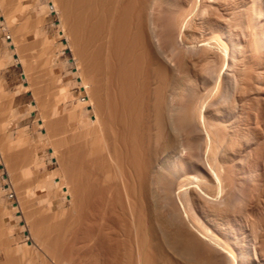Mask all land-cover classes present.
Returning a JSON list of instances; mask_svg holds the SVG:
<instances>
[{"label":"bare ground","instance_id":"1","mask_svg":"<svg viewBox=\"0 0 264 264\" xmlns=\"http://www.w3.org/2000/svg\"><path fill=\"white\" fill-rule=\"evenodd\" d=\"M51 4L86 99L66 110L70 86L54 76L50 107L34 123L59 173L48 175L42 207L26 188L30 201L0 208V264H264V0H184L163 34L169 0ZM193 7L210 29L199 38ZM18 60L27 85L15 95L36 85ZM58 107L65 115L54 122ZM10 113L7 125L27 116ZM38 157L33 150L28 166Z\"/></svg>","mask_w":264,"mask_h":264},{"label":"crops","instance_id":"2","mask_svg":"<svg viewBox=\"0 0 264 264\" xmlns=\"http://www.w3.org/2000/svg\"><path fill=\"white\" fill-rule=\"evenodd\" d=\"M12 3H14V4H12ZM17 4H19V5H17ZM17 6L19 8H21V9H19ZM6 7H8V8H6ZM14 9H15V11H14ZM31 14H32V16L35 15V17H31ZM40 17L41 16H39V5L35 4L34 0H30V1H28V0H0V61H1L0 62V65H1L0 66V85H1L0 86V91H1L0 92V122H1L0 129L1 130L0 131H2V133H0V135H1L0 144H1V146H4V147L6 146L5 148L2 147L0 149V150H2V151H0V154L4 150V151H6V152H4V154H7L9 152H11V153L13 152V154H15L17 156V157H15V156L13 157V155L11 153H10V157H9L8 154L6 155V157H5L4 154H2L0 156V166L2 167V169H0V208H5L6 207L8 210H11L13 207H17V206L19 207V206L23 205L25 201L26 202L30 201L29 200L30 196L28 197V192L25 191L26 188H27V190H29V188L32 190L31 191V194H32L31 196L33 197L32 201L34 202V204L38 208L42 207L44 204H46L49 201L50 192H51V185L47 183L50 176H48L49 174L46 173L48 171L45 169V167H43V166L46 165V161L48 159L47 156H45V154H44V150H42L45 147L44 146V142L47 139L46 136H45V129H40V130L37 129L36 130V127L33 124V127H35L33 129V133L27 137L26 134H25L24 127L21 126L22 123L24 122V120H26V117L29 116L31 113H34L36 111V101H35V97H34L36 92L33 93L34 92V88L36 87V85L33 86L34 87L33 91H32L33 94H30L31 100L27 102V104H28L27 107L28 108H26L25 111H21L20 110L21 101L24 100L23 99V94L25 92L20 93L18 95H15V93H16V91L18 89H20L18 87H21V85H23V86L27 85V83L25 81V75L19 76V79H18L17 74L8 72L10 66L13 63L16 62V63H18V65H21V62H19L18 59H19V57H23L24 58V53H23L22 49L26 48V45L28 44V40L30 38H31V40H35L38 43V46L42 48L41 49L42 50L41 51V56L43 55V47H44V41L43 40H44V36H46L45 35L46 32H45V27L41 23H40L39 26L36 25V23L38 22ZM6 19H7V21H6ZM31 21H32L33 24L30 26V22ZM11 23H13V24H11ZM25 24H27V25H25ZM19 25H20V27H19ZM22 31H24V32H22ZM16 32H18V33H16ZM15 35H16V37H15ZM6 37L8 39H6ZM12 38L15 39V40L20 38V40H17L18 41L17 43H19V44H17L16 46H19V45H21V46H19V47L13 46ZM4 40L6 41V44H3ZM19 80H21V83L18 82ZM30 80H34V77L32 78V76H30ZM34 82H35V80H34ZM28 91H26V92H28ZM35 91H37V90H35ZM37 93H38V91H37ZM18 100H19V102H18ZM30 106L31 107L33 106V110L32 111L29 110ZM59 109L60 108L58 107L56 110H53L54 111L53 117L55 115H57ZM13 111L16 112L18 115L27 114V116L24 117L22 120H20L17 123H16V120L12 121V124L10 123V125H11L10 126L9 124L7 125L6 121L8 120L7 119L8 116H10V114H11L10 112H13ZM37 116H35V117H37ZM4 120H5V122H4L5 125L3 123ZM2 124H3L4 128L2 127ZM4 129H6V130H4ZM19 130H21V131H19ZM15 131L20 133V134L17 133L16 135H18V137H19V139L21 141L15 135ZM3 133H5L7 140L4 138L5 135ZM2 134L4 135V137H3ZM20 137L22 139L26 138L25 139L26 141H27V138H28V142H30L31 144L30 143L29 144L28 143L25 144V142H23L24 139L22 140ZM14 138H16V139H14ZM10 140L12 141V143L9 142ZM41 141H43V144H42ZM4 142H7L9 144L6 145V143H4ZM15 142L16 143L18 142V144H20V146L18 144H16ZM39 143H40V146H39ZM10 144H12V145H10ZM16 145H18V146H16ZM22 145L26 148L25 149L26 151L24 150V147ZM30 145H31V147L32 146L33 147L31 148ZM11 146H14V147H11ZM7 147L10 148L11 151L9 149H8L9 151L6 150ZM40 147H43V148H40ZM14 148H16V149H14ZM32 149L33 150H35V149L37 150L39 157H38V162L31 168V167L28 166V163H29V160H30L31 155H32V151H33ZM18 152H19V154H18ZM23 152H24V154H23ZM11 156L13 157V159H12ZM22 157H24V158H22ZM5 159H7V160L5 161ZM8 162L11 163V164H9ZM19 163H20V165H19ZM4 164H5V166H7L6 164H9L10 168L9 167L5 168ZM22 165H23V167H22ZM38 166L43 167V169H38ZM9 171H11L10 172L11 174L8 173ZM32 171H34V172L31 173ZM3 172H5L6 175H7L6 179H5V177L4 178L2 177V173ZM8 174H10V175H8ZM16 174H17V176H15ZM12 176H14L13 178H15V179H13ZM18 178H20V179H18ZM35 178H36V180H35ZM12 179L15 180V182L17 184L12 183V182H14ZM43 179H45V180H43ZM27 180H29V181H27ZM38 180H40L43 184L40 183V181H38ZM18 181H19V183H18ZM20 181H21V183H20ZM33 181H36V182L33 183ZM44 181H46V182H44ZM30 183L33 184V185H31ZM4 186H6V187H4ZM8 189L10 190V192H9ZM23 191H24V193H23ZM15 192H18V193H21V194L17 195V193H15ZM26 192H27V194H26ZM10 194H13L15 196L16 205H13L12 203H10V197H9ZM16 196L19 198V200H18V198ZM20 196H22V197H20ZM8 202H9V204H8ZM19 203H22V204L18 205ZM5 204H6V206H4ZM12 215H13V217H14V215H16L15 217H16V220L18 222H19L18 219H22V215L21 214H18V213L13 214L12 213ZM2 218L4 219V217H2ZM8 224L9 223H6L7 226H8ZM1 255H2V253L0 252V256Z\"/></svg>","mask_w":264,"mask_h":264},{"label":"rangeland","instance_id":"3","mask_svg":"<svg viewBox=\"0 0 264 264\" xmlns=\"http://www.w3.org/2000/svg\"><path fill=\"white\" fill-rule=\"evenodd\" d=\"M28 1H30V0H28ZM35 1H36L35 4L39 5V15L41 16L40 18L44 17L43 18L44 21L42 22V25L45 27L46 36H44V40H43L44 41V47H43V55L42 56H41V51H42L41 49L42 48L38 46V43L35 40H31V38L28 40L29 44L26 45V48L22 49V51L24 53V58L23 59L27 61L26 65H28L29 67L31 66L30 67V70H31L30 75H32V77H34L35 83H36V89L39 92V94H38L39 96L37 95V99L35 100V101H37V103H36V106H37L36 107V111L34 113H31L29 116H27L26 120H24V122L21 125V126L24 127L26 136H29V135H31L33 133V124L35 126L34 122L36 121V120H34L35 116H37L38 114L42 113V108L45 107L44 110H47L50 107L51 101H49V100H52L50 98H53V95L56 92L54 87H52V86H56L54 79H52V78H54V76H56V75L57 76H61L62 83L66 84L67 86H70V92H69L70 93V98L68 100L69 103L67 104V106L65 108L66 110L71 108V105L73 104V102H75V99H78V98L79 99L81 98V100H85L86 99V95H85V93H83V90L80 88V85H79V72L77 71V67H76L77 62H78V60H77L78 58L74 55V51L71 48L70 39H69L70 37L68 38V36H65V35L62 36L58 32L59 29L57 28V25L59 24V17H58V14L55 12V10L52 7V4H51L52 0H35ZM168 5L169 6L167 8V13L162 15V19H160V21L158 22V25L160 26V28H159L160 34L164 33L163 32V27L161 28V26H163L165 24V22L168 23L169 22L168 20L172 21L171 18H175L177 12L179 10H181V8L187 9L186 8L187 7L186 4H184V0L183 1L182 0H169V4ZM193 8H191V10ZM224 8L226 9V6L223 7V9L222 8L221 9L223 11H225ZM234 8L235 9H233L232 12L238 15L239 11L237 9V6H234ZM222 10L216 11L214 13L219 14V13L223 12ZM193 11H194V13H193ZM193 11L190 13L188 18L189 17L192 18L194 22L197 21L196 22L197 25H195L196 26L195 29H196V33L198 34L197 37L199 38L200 35H204L210 29H208L209 27L207 25H203V24L201 25V22L203 21L201 19L203 17L205 18V16L203 15V17H202L201 14H200L201 18H199L200 16L198 14V11L195 8L193 9ZM174 14H175V16H174ZM196 14H198V16ZM223 14H224V12L221 13L220 15L223 16ZM170 16H173V17L170 18ZM31 17H35V15L32 16V14H31ZM168 17H169V19L167 20L166 18H168ZM196 17H198L199 19H196ZM256 17L259 18L261 16L258 15ZM164 19H166V21ZM235 23H237V20H236ZM32 24L33 23L31 21L30 22V26ZM199 26H200V28H199ZM201 26H203V28H201ZM205 26H206L207 30L205 29ZM237 27L238 26L236 25V29L235 30L239 29ZM199 32L201 34H199ZM56 34H58L60 38ZM197 34H195V37H196ZM53 57H55V59H53ZM75 57L77 59H75ZM34 65H37V66H34ZM40 65H41V67H40ZM48 65L50 66V70H49V68H47ZM8 72L17 74V77L19 79V76L24 74V69H23L22 65H18V63L15 62V63H13L10 66ZM44 72H45V74H44ZM46 72H48V74ZM18 82L21 83V80H19ZM41 90L43 92H40ZM32 91L33 90H29L28 92H25L23 94V99L24 100L21 101V108H20L21 111H25V109L27 108V105H28L27 102L31 100L30 94H32ZM47 93H48V96H45ZM41 94L44 95L45 99L43 98V95H41ZM51 94H53V95H51ZM44 100H46V101L44 102ZM18 102H19V100H18ZM60 109L58 110L57 115H55L53 117V121L54 122L63 120V117H64L65 113L63 112L62 108H60ZM39 110H41V111H39ZM84 112L87 114V116H86L87 118H90V119L93 118V113H92V110H91L90 107H87L84 110ZM39 117H40V115H38V118ZM67 127H68V130H72L75 127V123L72 121V122H70L68 124ZM87 128H89V125H85L82 128V131H85ZM55 132L56 131L54 129V130H52L51 133L53 134ZM65 135H67V137H69L68 133H66ZM62 137L67 139L66 136L65 137L62 136ZM46 140H47L46 144L48 146H45L44 148L40 147V148H43L42 150H44V154L48 158V160L46 161V165L43 166V167H45V169L48 171L47 173L50 172L49 175H54L56 177V174L59 173V165L57 164V162L55 163V160H53L50 157V155H49L50 154L49 153L50 152L49 151L50 150V146H49V141L50 140H48V139H46ZM50 158H51V160H50ZM43 167L38 166V169H43ZM0 169H2L1 166H0ZM2 177L3 178L5 177V179L7 178V175H6L5 172L2 173ZM4 187H6V186H4ZM9 197H10V203H12L13 205H16L15 196L13 194H10ZM67 204L68 203L66 202V205ZM55 209H57V206H55ZM14 218L16 219L15 215H14ZM18 220H19L20 223L18 221H17V223L20 226H22V229H21L22 241H25V242L29 243L30 241L26 237L27 236L26 229L23 226V219H18ZM4 260H5L4 256L1 255L0 256V262L2 263Z\"/></svg>","mask_w":264,"mask_h":264}]
</instances>
